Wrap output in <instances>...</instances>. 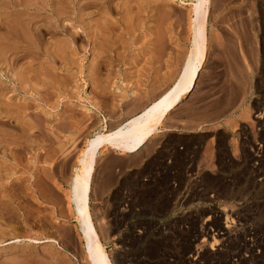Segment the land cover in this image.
<instances>
[{
  "label": "rangeland",
  "instance_id": "374dc122",
  "mask_svg": "<svg viewBox=\"0 0 264 264\" xmlns=\"http://www.w3.org/2000/svg\"><path fill=\"white\" fill-rule=\"evenodd\" d=\"M91 1L95 4L81 8L82 0H0V21H5V25L0 22L4 25L3 30L0 27L1 41H7L4 35L9 26L16 24L24 30L31 19L33 25L51 27L44 35V47L52 52L62 50L63 58H67H58L55 69L47 63V68L60 76L61 84L49 85L50 97L43 98L45 101L36 99L43 92L38 85L40 91L13 89L15 84L6 73L14 76L15 69L8 71L3 59L0 64V99L23 109L15 111L19 116L13 113L10 118L0 113V264H87L66 198L78 153L86 138L140 111L175 81L183 68L194 29L191 0H110L120 9L113 13L105 11L103 0ZM138 2L144 8L129 22ZM36 7L44 10L36 12ZM61 7L65 13L60 18L68 24L67 33L52 32V20L56 21L57 15L50 10ZM83 12L91 19L86 25L98 29L93 31L97 36L82 37L85 41L75 38L70 46L68 35L71 32L76 37L81 32L79 13ZM99 18L111 22V29L103 30L106 40L99 33ZM19 28L15 27L16 34ZM204 29L207 44L203 67L193 90L168 115L164 130L136 153L125 155L111 149L97 158L91 212L113 264H169L157 263V256L149 263L128 260L140 257V252L158 253L169 246L170 242L161 241H170V236L155 230L133 236L132 225L113 218L114 202L123 186L134 195L128 208L136 200L145 217L188 220L195 247L203 249L208 244L213 250L212 245L221 243L215 252L203 250L194 264H210L212 259L215 264H237L224 259L237 240L230 220L232 210L238 208L239 217L250 223L241 228L240 244L248 255L252 242L258 249V254L241 259L240 264H264V0H209ZM59 39L68 43L60 45ZM19 45L18 51L10 49L7 55L29 53L30 49L22 46L25 42ZM32 62L28 55L18 66L29 69ZM254 141L258 147V180L252 178L246 163L248 147ZM171 178L174 186L169 184ZM140 217L133 214L128 220L138 226ZM167 225L169 228L171 224ZM208 226L217 232H210ZM46 237L59 241L64 248L62 255L55 253V244L34 243ZM12 239L17 241L9 243ZM148 242L155 247L148 249ZM183 249L189 251L191 247L185 245ZM121 257L127 258L126 262Z\"/></svg>",
  "mask_w": 264,
  "mask_h": 264
},
{
  "label": "bare ground",
  "instance_id": "6f19581e",
  "mask_svg": "<svg viewBox=\"0 0 264 264\" xmlns=\"http://www.w3.org/2000/svg\"><path fill=\"white\" fill-rule=\"evenodd\" d=\"M96 1L98 2V0H96ZM100 2H101V0H100ZM129 2L127 4L128 6L130 4ZM179 2L185 3L184 0H180ZM101 3H103L104 9L106 12L113 13L116 9L120 10L117 4H116V9H115V7L110 2V0H103V2H101ZM138 3H140V2H138ZM138 3H136L135 5L137 6ZM142 3H144V2L142 1ZM142 3H140L138 5L135 12H134V9L132 7H130L131 9H133L132 11L134 14L130 15V17L127 16V18L129 17V19H128L129 22H131L133 19H135L137 17V15L139 13H141V11H142L141 9L144 8ZM191 3H192V7L190 8L189 12H190V17L193 20L192 22H193L194 29L192 31L193 32L192 35L190 36L189 49H188V51L186 53V57L184 59L183 68L180 71L178 77L175 79V81H173L170 85H168L166 87V89L163 90L161 93L156 95V98L152 99L140 111H138L134 115L128 117L127 119H125V121L120 122L119 124H117L116 126L110 128V129L106 128L102 131H98V132L94 133L93 135H91L90 137L86 138L85 139V146L83 148H81L79 153H78V156L76 159V165L74 164L75 168L73 170L72 175L70 174V177H71L70 180H68L70 190H68L66 192L67 193L66 198H67L68 204H69L68 208L70 206L71 212L73 213V216H74V220L76 221L75 227H76L77 233L79 235V238H77V239H79V241L81 240L79 243H81L80 246L82 248L81 251L83 253V259H85L87 264H113V259L105 250L104 243H102L101 239L98 236V230H97V227H96L95 222L93 220V216H92V212H91V204L93 203L92 202L93 201L92 200L93 199L92 182H93V178H94V174H95V167H96L97 158H98L99 154L103 151H107V150H111V149L122 151L121 154H125V155H127L128 153L131 154V153L138 152L142 148V146H144L154 135H156L157 133H160L162 130H164V128L166 127L165 121H166L168 115L179 104V102L182 100V98H184V96L186 94L190 93L193 90L194 85L196 84L195 83L196 79L199 76V72L201 71V69L203 67V64L205 61V47L207 44L204 27H205V20H206L207 12H208L209 0H191ZM91 4L94 5L95 1L82 0L81 5L80 4L79 5L81 6V8H84V7H87ZM98 5H100V4H98ZM122 5L120 4V6H122ZM127 5L125 4L123 9L127 8ZM132 5H134V4H132ZM54 6L57 7V5H55V4H54ZM136 6H133V7L136 8ZM62 7H64V6H62ZM62 7L60 8V10H59V8L58 9L54 8V9H52V11L50 10L51 14L55 13V15H57V20L54 21L55 23L53 22L54 19L52 20L53 25L50 23L52 28L54 29V30H52V32H58L61 30V31L67 33V31L69 29L67 26L68 25L67 22L65 21L66 23H64L60 18V15L61 14L63 15L65 13V12H63ZM36 8H37L36 12H38V10L39 9L41 10L42 7H36ZM123 9H121V10H123ZM42 10H44V9L42 8ZM125 10L126 9H124V11ZM127 11H128V9H127ZM121 13L123 14V12H121ZM17 14L19 15L21 13H17ZM35 14L36 13H34L33 15L37 16ZM79 14L82 18V25L79 28V30L81 29V32L78 31L76 34L77 35L76 37H75L74 33L70 32V35H68V36H71L72 40H70V41L67 40L69 42L68 43L66 40H60L59 39L58 42L60 45H63V44L66 45V43H68V44H70V46H72L71 43L73 42V40L75 38L80 40V39H82V37H85V36L88 37L91 34L94 35L95 32H93V31L98 30V29L96 30L95 27H94L95 30H93L92 26L86 25V23L91 22L90 21L91 19H89L88 14H86L84 12L79 13ZM41 15H42V13L39 14L38 16L41 17ZM126 15H128V14H126ZM58 16H59V18H58ZM43 17L44 16H42L41 18H43ZM88 19H89V22H88ZM13 20H15V19L13 18L12 21ZM97 20H96L97 23H99V20L101 21L100 18ZM108 20L103 19L99 23L101 26L100 30L102 29V32L100 30H99L100 32L98 31L100 34H102L105 30L108 31L109 28L111 29V22ZM0 22H3V21H0ZM4 22H3V24L5 25ZM8 22L10 23V21H8ZM27 22L28 23L25 22L27 24V28L24 29L26 32L23 30V28H19L18 24H17L18 26H16V24H13V25H15V27L17 29L19 28L20 33H18V34H16L14 32L15 31L14 26H12V28L9 26L10 27L9 28L6 25V28L8 27V31H6L7 33H6V35H4L5 36L4 38H7V41L3 42L0 39V64L3 63V62H1L3 59L4 63H7V66L9 68L8 71L9 70L13 71V69H15L14 70L15 71L14 76H12L11 74H9L6 71L8 73V74L6 73V77L9 78L10 83H12L13 85L15 84L13 89H18L19 91L21 90L24 93L27 92L29 88L32 90H37V91H40V89H41V91H43V92H40L42 94H40V96L36 99H40V100H42L43 98L47 99L48 97H50V93L48 91L49 85L61 84L60 78H59L60 76L58 77V74H57L58 71L56 72L57 76L54 75L53 74L54 71L52 73L51 68H49L51 71L47 68V67H49V66H47V63H49V62L52 63L53 64L52 68L55 69L54 64L56 62L60 63L58 58H60L62 60L63 59L66 60L67 58H65V57L63 58V55H65V54L62 53L63 52L62 50H61V52H59L58 50L52 52L49 50V48L44 47V35H46V33L49 32L48 28H51V27L46 25L47 26L46 27L47 29H46V28H41L39 25H33V22H31V19L28 20ZM21 23H23V22H21ZM19 24H20V22H19ZM4 25H2L0 27L2 28ZM44 26H45V24H44ZM17 29H16V31H17ZM2 30H3V28H2ZM4 30H5V28H4ZM21 30H23L24 33H21L22 32ZM3 33H4V31H3ZM95 35L97 36V34H95ZM95 35H94V37H95ZM100 36H102V35H100ZM8 39H12L13 42L12 41L9 42ZM105 40H106V35H105ZM83 41H85V39ZM103 41H104V39H103ZM103 41H101V42L103 43ZM22 42H25V44H26V45H22L23 48H25L27 50L30 49L29 53L26 52V50H25L24 53L22 52V54L18 55V56L16 55V56L11 57L10 54H9V56L7 55V51H10V49H13L15 51L17 49H20L18 47H21L19 44H21ZM13 55H15V53ZM28 55H30V57L33 59V62L29 66V69H28V66H26V65L25 66H23V65L18 66V63L20 62V60L27 57ZM36 61H38V62H36ZM27 64H28V62H27ZM98 71H100V70H98ZM37 85L39 86L40 89H38ZM4 88H7V86H4ZM37 91H35V93ZM37 93H36V95H37ZM45 99H43V100L45 101ZM5 101H7V100H5ZM5 101H2L0 99V113L4 114L8 118L12 117L11 114H13V113H17V115L19 116L18 112L23 110V109L20 110V107H19V109L17 110L18 106L17 107H11L10 104L7 102L9 104V105H7ZM11 108H14V109H12V112L10 113ZM16 110L18 112H15ZM7 113H10V115ZM15 118H16V116H15ZM26 123L27 122H25L24 124H26ZM23 135H24V132H23ZM1 137H3V136H1ZM1 137H0V143L2 144L3 139ZM15 139L18 140L17 138H15ZM10 142L11 141H9L8 143H10ZM15 144H17V143H15ZM28 144H30V143H28ZM15 151H16V149H15ZM13 155H15V153ZM13 155H12V157H13ZM3 157H5V156H3ZM17 157L19 158L18 155H17ZM17 157L14 156V159ZM1 171H2V169H1ZM47 178H49V177H47ZM44 180H46V178ZM39 182H40V184L44 183V181L43 182L39 181ZM36 185H37V183H36ZM123 185H125V184L122 183L121 186H123ZM20 186H18V187H20ZM44 187H46V186L44 185ZM47 188H49V187H47ZM50 188H52V187H50ZM46 192H47V190H46ZM57 197H58V195H57ZM192 197L193 196H191V198ZM55 198H56V196H55ZM130 202H132V200H130L129 203ZM129 203H128V205H129ZM128 205H127V207H128ZM124 206H126V204ZM0 231H1V229H0ZM219 232H221V231H218V233ZM16 241H14V239H12V241H9V243H13ZM34 243H49L51 246H54V244H55L56 245L55 246L56 251L57 250L58 251L57 252L54 251V252L57 254H59V253L61 254V251H64V248L61 246L59 241L53 237H46L44 239H35ZM77 264H80V262L77 261Z\"/></svg>",
  "mask_w": 264,
  "mask_h": 264
},
{
  "label": "built area",
  "instance_id": "2783aa9c",
  "mask_svg": "<svg viewBox=\"0 0 264 264\" xmlns=\"http://www.w3.org/2000/svg\"><path fill=\"white\" fill-rule=\"evenodd\" d=\"M256 145H257L256 141H254L252 144L249 145L248 147L249 158L246 161V163H248V169L251 173L252 178L258 180V173L255 172L256 168H258V161H257L258 158L255 153L256 148L258 147H256ZM261 178L263 179L264 177ZM173 181L175 180L171 178L169 184L171 183L174 186ZM133 196L134 195H132L126 187L123 186L120 189L119 199L116 202H114L115 210L113 212V218L119 223L123 222L125 224L132 225V227L135 228L133 232L136 233L133 236L142 237L145 231L151 232L152 230H155L156 234H160V232H162L163 234L170 236V241H165V242L161 241L162 244L168 242L170 243L169 246H167L165 249H162L158 253H155L154 251L153 255H148L147 252L145 253L140 252V257L139 256L134 257L135 259L128 258V260H131L133 262L144 261L149 263L151 262L150 260L154 259L157 256L155 259L157 263L163 262L169 264H180V263L194 264V263H198L197 256L200 255V253H202L203 250L209 249L210 252H215L217 251V249L222 247L221 243L219 245L216 244L212 245L211 247L213 248V250H210L208 244L203 249H199L198 247H195L196 245L193 244V241L195 240L194 237L195 234L191 231L188 220L177 216H174L169 220H164V221L158 218L154 219V217H145L143 215V213L145 212L142 213L139 212L140 206H139V202H137L136 200H134V203L130 206V208L127 207L129 201L131 200V197ZM208 196L213 197L212 194H208ZM125 204L126 206H124ZM232 211H233V216L230 220L231 223L230 225L233 229L232 232L237 236V240L234 242V245H232V247L230 248V251H228L225 254L226 259L224 260L229 261L230 263L234 262L240 264L241 259H246L249 258L250 255L258 254V249H257V245L255 244L256 242L251 243L250 249L252 250V253H250L249 255L246 253V249L242 248V243L240 244V238L242 239L240 234L241 228L243 225L245 227L250 226V223H248L246 219L239 217L238 208ZM133 214H140L141 216L146 218V220H143L142 219L143 217L138 218L139 221L138 220L137 221L139 222V225L135 226L134 224H131L132 220H128L129 216H132ZM223 221L224 220L222 219L221 222ZM167 222L171 224L169 228H166V226H168ZM142 223H145V226L142 225ZM208 230L213 233L217 232V229H214V227L212 226H208ZM179 231H182V234L178 235ZM128 237L129 236L125 237V244L127 245L129 244ZM244 240L245 241L250 240V237H247V240L244 238ZM217 242H220V240H218ZM146 245L148 249H150L152 247H155L156 244H154L153 242H148L146 243ZM185 245L190 246L191 249L189 251L184 250L183 247ZM191 254L193 256H191ZM142 255H145V257H143ZM124 257L126 256L124 255ZM124 257H121L122 261L126 262L127 258ZM210 264H215L214 259L211 260Z\"/></svg>",
  "mask_w": 264,
  "mask_h": 264
}]
</instances>
